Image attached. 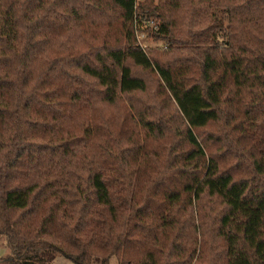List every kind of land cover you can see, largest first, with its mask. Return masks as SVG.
<instances>
[{
  "label": "trees",
  "instance_id": "obj_1",
  "mask_svg": "<svg viewBox=\"0 0 264 264\" xmlns=\"http://www.w3.org/2000/svg\"><path fill=\"white\" fill-rule=\"evenodd\" d=\"M88 2L0 0V238L10 251L0 264L45 253L73 264H264V0ZM152 19L161 59L137 41ZM78 29L82 49L65 38ZM179 36L178 66L162 57ZM134 68L161 82L171 105L158 120ZM231 122L254 130L241 153L218 156L200 131ZM135 136L162 151L173 142L156 187L115 153L146 161ZM255 155L250 168L232 161ZM193 201L225 207L221 245L207 253L185 235L199 229Z\"/></svg>",
  "mask_w": 264,
  "mask_h": 264
},
{
  "label": "rangeland",
  "instance_id": "obj_2",
  "mask_svg": "<svg viewBox=\"0 0 264 264\" xmlns=\"http://www.w3.org/2000/svg\"><path fill=\"white\" fill-rule=\"evenodd\" d=\"M78 1L81 4V0ZM90 5L91 4L88 2V0H83V9L90 10ZM153 21L156 22V20L152 19L143 23L142 27L136 33L137 41L144 49L150 52V54H152L156 58L161 59V55L167 50L166 42L161 37L157 36L158 28L156 27V25L158 23L155 24ZM187 23L188 21L186 20V24ZM80 32V29H78L75 33H66L65 38H70V40L74 41L75 43H81L76 48L82 49L84 48L85 44L84 40L81 38ZM183 39H185L184 36L178 37V45H174L177 46V48H173L174 51L171 54L163 56V61L170 59L169 62L174 61V64L178 66L181 65L185 58V46L181 44V40ZM83 53H85V51L79 52V54ZM133 70L137 75H140L147 82L149 93L145 95L142 99L146 101L147 104L151 105L152 109L156 106L157 109L153 113V115L155 116L156 120H158L160 114H167L166 111H169L165 108L164 104L171 105L170 102L165 99L163 100L164 104L161 103V98L159 95L161 82L159 81L158 77L153 73L142 71L139 68H134ZM86 81L89 82L88 84L93 83V81L89 79H86ZM160 111L162 113H158ZM114 112L115 111H110L109 113ZM219 123L212 124L206 129L201 130L200 134L202 135V138L210 141L212 147L211 150L214 151V153L218 156H225V152L227 154L230 152L237 154L241 153V151L236 147H238L239 145L244 146V144L248 145V140L250 139V136L252 135V132L254 130L252 124L246 125L251 127V130L245 132L241 131L239 127L236 129L235 122H231L226 127ZM262 123L263 117L259 113L257 125L263 127ZM168 125L181 127L180 123L176 119L170 121ZM142 133H144V131H142ZM130 143L134 146L136 145V147H134L135 150L140 148H145L147 150L146 154L144 155L146 156V161L134 162L132 157V151H130V154H128L123 146H120V148H115V153L119 155V158L120 156H126V161L128 160L127 165L129 166V169L136 171V175L133 180L138 182H144L148 179H151V185L156 187L159 183L163 181V177L160 173L162 171L163 166L165 165L167 155L170 151L173 142L171 141L169 144H167L163 151L161 149L162 147L160 146V143H155L153 141H148L146 143L142 136H135L134 141L130 140ZM228 143L229 145H227ZM155 154L157 156H155ZM135 157H138V159L141 160L143 158V155H135ZM159 157L161 158V161L158 160ZM114 158H116V156ZM260 160L261 156L259 155L253 156L251 161L246 158L232 159L233 163H240L241 165L247 168H250L251 164L254 165L255 161L259 162ZM245 175L246 174L243 173V176ZM224 210L225 207L223 205H213L211 203L208 204L207 201L200 203L199 207H197L195 201H193V205L186 209V213H189L190 215L194 216L192 223L194 221L195 226H197L199 229H197L196 232L190 227L185 232V235L189 239H192L194 241L202 239L198 247L200 248L201 246H203L202 248H204L206 253L209 251L210 247L221 245V242L215 237L214 229L215 226L218 225L219 218L223 214ZM9 255L10 251L5 246V239L0 238V258L7 257ZM35 263L73 264L71 261L65 259L64 257L53 256L51 253H45L43 257L39 260H36ZM109 264H119L118 259L116 257H111V259L109 260ZM196 264L200 263L196 262Z\"/></svg>",
  "mask_w": 264,
  "mask_h": 264
}]
</instances>
